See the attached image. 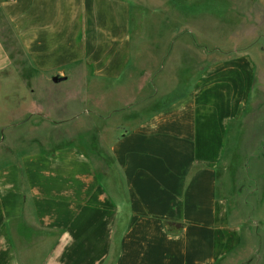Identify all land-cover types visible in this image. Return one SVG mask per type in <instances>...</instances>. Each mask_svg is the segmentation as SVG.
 <instances>
[{
	"label": "crops",
	"instance_id": "1",
	"mask_svg": "<svg viewBox=\"0 0 264 264\" xmlns=\"http://www.w3.org/2000/svg\"><path fill=\"white\" fill-rule=\"evenodd\" d=\"M135 2L0 0V264H264V43L148 94Z\"/></svg>",
	"mask_w": 264,
	"mask_h": 264
},
{
	"label": "rangeland",
	"instance_id": "2",
	"mask_svg": "<svg viewBox=\"0 0 264 264\" xmlns=\"http://www.w3.org/2000/svg\"><path fill=\"white\" fill-rule=\"evenodd\" d=\"M132 15L133 61L143 65L145 77L150 75L145 84L148 94L158 85L161 93L168 88L178 92L193 65L227 60L247 48L257 33L254 46L264 43V0H136ZM255 16L260 21L248 20ZM119 114L112 122L121 120ZM83 121H77L78 128ZM15 137L12 145L0 143V162L29 147L25 135ZM47 137L52 138L49 143L65 142L58 133Z\"/></svg>",
	"mask_w": 264,
	"mask_h": 264
}]
</instances>
